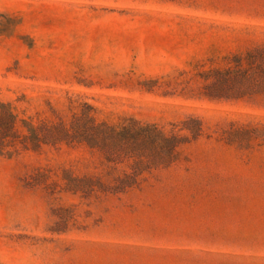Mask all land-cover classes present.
<instances>
[{"label":"rangeland","instance_id":"obj_1","mask_svg":"<svg viewBox=\"0 0 264 264\" xmlns=\"http://www.w3.org/2000/svg\"><path fill=\"white\" fill-rule=\"evenodd\" d=\"M0 264H264V0H0Z\"/></svg>","mask_w":264,"mask_h":264}]
</instances>
